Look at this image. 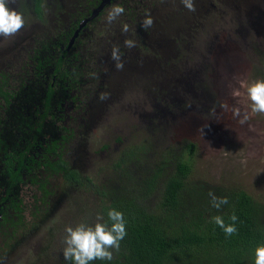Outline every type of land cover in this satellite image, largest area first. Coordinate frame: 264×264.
<instances>
[{"label": "rangeland", "instance_id": "rangeland-1", "mask_svg": "<svg viewBox=\"0 0 264 264\" xmlns=\"http://www.w3.org/2000/svg\"><path fill=\"white\" fill-rule=\"evenodd\" d=\"M244 1L249 8L256 3L264 11V0ZM244 1L232 0L238 8L228 0H194V12L184 8L177 18L179 23H171L170 29L163 30L168 45L173 46L166 48L163 44V48L168 49L166 55L170 56L176 49L175 56L169 60L168 77L171 80L164 83V88L157 95L146 98V103H141L142 94L137 91L134 95L136 103L132 102V95H123L120 103L108 104L107 111H104L106 118L103 120L104 116L99 115L101 122L87 127L82 137L72 141L81 149L80 144L86 142L84 158H88L90 153L95 155L89 159L91 165L81 172L82 176L90 178L88 186L84 189L79 186L78 190L74 188L69 195L67 193L61 208L53 211L30 239L27 238L29 231H21L17 242L0 256V264H31L34 258H37V264L63 263L65 229L74 228L88 219L92 225L96 222L95 215L102 197L95 190L104 187L110 194L121 193L125 188L131 191V185H137L150 176L163 161L164 171L157 175L156 180L160 185L172 170L175 155L183 150L185 142L194 144L191 155L185 152L183 155L190 165L185 182L237 186L254 200L264 203V114L251 112V102L246 94L250 84L264 80V12L260 16L246 9V5L241 4ZM54 2L43 0L41 19L51 14ZM15 3L17 6L13 7ZM171 3L172 0H160L159 4L150 7V15L160 16L163 8L172 9ZM9 7L22 15L25 25L21 30L36 21L33 20L30 0H10ZM106 15H101L96 22H102L101 29L108 32L114 26L104 22ZM91 20L92 17L86 16L82 22ZM122 22L126 23L125 20ZM193 26L197 28L193 38H184L185 47L176 46L172 40L175 34L187 35ZM142 32L144 34L136 37L141 38L146 47L155 46L152 53L156 55L152 58L161 61L162 53L157 51L159 36L149 30ZM135 33L130 29L124 33L121 45L125 47V39ZM152 33L153 37L150 36ZM14 37H0V44L10 42ZM17 43L15 39L9 47L13 49ZM126 49L136 58L149 53ZM153 68L157 69L156 64ZM153 79L157 80L156 76ZM180 99L183 100L178 104ZM221 105H227V108ZM234 108L240 109V116L233 115ZM245 115L248 120L241 124L239 121ZM89 116L90 121L99 118L98 114ZM116 137L119 140H115ZM103 144L107 147L101 149ZM126 152H133L135 156L124 164L131 181L125 176L117 177L113 170V164L120 157H126ZM242 160H246V164H241ZM62 187L66 185L55 183L54 192H57L53 194V202L62 201ZM32 188L25 185L21 191L25 205L23 221L27 225L37 197ZM104 200L108 203L107 198ZM154 200L153 196L149 197L148 204L152 205ZM85 214H89V218ZM48 231L55 233L54 239H48Z\"/></svg>", "mask_w": 264, "mask_h": 264}, {"label": "flooded vegetation", "instance_id": "flooded-vegetation-1", "mask_svg": "<svg viewBox=\"0 0 264 264\" xmlns=\"http://www.w3.org/2000/svg\"><path fill=\"white\" fill-rule=\"evenodd\" d=\"M111 1L105 0L99 7L102 2V0H99L98 4L83 10L84 12L78 13L76 17L67 15L68 17L66 16L64 20L62 18V24L56 23L55 20V14L60 13L61 15L62 11H57V8H53L54 6H51V14L43 16V19L40 20L36 18L33 8V20L36 21L25 27L21 32L19 31L12 41H5V43L0 44V72L4 74V79L7 82L6 88L10 89V94H12L8 103H5L0 96V194L4 195L8 188L5 183L9 178L8 169L14 172L19 171L21 178L25 180L26 170L31 169L33 164L36 165L37 162L39 165L37 175L42 178L41 181H44V189H39L37 185L31 184L27 180L25 182L19 181L17 184L12 182L13 188L11 189L14 192L8 193V200H13L14 203L18 201V207L23 208L21 213L24 214L25 205L21 191L25 185L32 186V189L35 190L37 197L34 198L32 206L39 205L41 213L39 217L34 218V214L30 210V219L33 221L31 224L32 232H36L41 224L49 219L53 211L61 208L60 204L68 197L66 196L67 193L69 195L74 188L78 190L79 186L84 189L89 184L90 178L82 176L81 172L91 165L89 159L95 155L90 153L88 158H84L83 153L87 147L86 142L79 143L81 149L75 146L77 143H72V141L82 137L87 127H93L96 123L101 122L100 118L102 117L99 115L104 116L103 120L106 118L104 114L107 111L108 104L120 103L123 95H132V102L136 103L134 95L137 91L142 94L141 103H146V98L150 99L157 95L162 91V87L164 88V83L171 80L168 77L170 73L166 70L167 64L164 63V66H162L161 63L167 60L168 57H174L175 54L166 55L168 49L163 48L160 39L157 51L159 54L162 53L160 55L161 61L153 60L152 56L156 54L152 51L156 48L152 45H147V48L142 49L133 47L135 51L149 52L136 58L126 47L121 45L124 38V33L119 32L121 16L115 22L109 24L114 26L110 27V31L107 32L105 29H101L103 23L96 22V19L108 13L112 7L110 6ZM228 1L234 4L232 0ZM244 2H241V4L246 5V2ZM234 5L237 6V4ZM108 6L110 7L106 8ZM42 9L43 0H40V16ZM246 9L260 16L264 12L256 3L251 8L246 5ZM86 16L92 17L93 20L87 23L82 22V19ZM57 18L61 21V18ZM27 31L30 34H28L29 38L26 42L21 45L19 43L15 44L13 49L9 47L15 39L19 41L20 38L24 37ZM69 31L70 35L64 55L61 52L63 42H59L60 47L58 50L52 49L51 45H56L59 32L66 34ZM187 36L190 37V34H187ZM63 38L64 35H61V39ZM130 38L140 46L146 44L139 41L140 39L136 35L128 36L126 39ZM85 42H87V45H85ZM113 46H119L124 65L122 70H117L115 61L111 59ZM86 47H89V50ZM166 48H173V46L167 45ZM160 50L163 51L160 52ZM86 52L90 54L89 61L81 62V55H85ZM58 55L64 60L61 59L58 63L56 61L47 64V60L51 62L57 59ZM42 64L45 67H41ZM154 64H156L157 69L153 68ZM82 69L86 73L84 75L86 78L83 77V79L78 74ZM172 74H174L173 71ZM90 75L91 77H89ZM92 76H94V79ZM153 76H156L157 80H154ZM39 79L43 83V88L37 84ZM48 83L53 86L54 92L47 97L45 89ZM19 87L22 90L19 91ZM28 87H36L35 92L28 91ZM101 93H107L108 98L103 101L100 100ZM182 100H178L177 103L180 104ZM12 102L13 105H11ZM23 108V112L26 114L25 121L30 120L26 126L22 124L21 120ZM89 113L98 114L99 118L90 121V116H87ZM16 127L27 128L26 139L25 137L23 139L22 133L15 129ZM11 131L12 134H10ZM106 147L107 144L100 146L101 149ZM45 162L52 164V167L48 174L44 175L40 172L42 168H45ZM49 164L46 166H49ZM60 166L65 167L62 169L74 172L76 179L64 178ZM113 170L116 171L117 177L121 176V171ZM59 181H66L68 184L66 187H62L63 196L60 197L63 199L58 203L53 202V194L57 192H54L55 183L58 182V186H60ZM98 190L100 189L95 190L97 195ZM71 204H73L72 201ZM1 206L0 221H3L2 215L7 212V206L10 205L7 202H2ZM29 232L31 233V231ZM32 236L27 234L28 239ZM38 240H36V243ZM8 250L1 252L0 256L6 254Z\"/></svg>", "mask_w": 264, "mask_h": 264}, {"label": "trees", "instance_id": "trees-1", "mask_svg": "<svg viewBox=\"0 0 264 264\" xmlns=\"http://www.w3.org/2000/svg\"><path fill=\"white\" fill-rule=\"evenodd\" d=\"M39 1L31 0V3L36 18L40 20ZM98 2L99 0H55L54 7H52L57 8V11H62L61 15L60 13L55 14L56 23L62 24L67 15L76 17L78 13H83V10L95 6ZM159 2L160 0H116V2L112 0L110 6L117 4L123 6L125 13L121 15L122 19L119 25H122V20H125L129 24V29L136 31L135 35L139 34L141 36L144 34L142 31L145 30L141 27L142 20L145 18L146 13L150 14V7L159 4ZM172 3V9L169 10V7H166L168 10L163 8L160 16L151 15L154 24L147 30L159 36L158 41L160 37L167 39L163 30L170 29L171 23H179L177 18L185 8L181 6L183 5L181 0H172ZM57 17L61 18V21ZM40 22L42 23V20ZM189 30L190 37L183 33H176V37L172 38L173 43L176 46H185L184 38H193V34L197 29L191 27ZM62 32H59L56 45H51V48L58 50L60 47L59 42H63L61 52L64 55L70 31L66 34ZM153 33L150 36L153 37ZM61 35H64L63 39H61ZM141 40L140 38L139 41ZM85 45H87V42H85ZM136 47L142 49L146 46H140L136 43ZM86 49L89 50V47H86ZM172 53L175 54L176 49ZM58 56L57 59L51 62L47 60V64L56 61L58 63L61 59L64 60L60 55ZM89 56L88 52L85 55L82 54L81 62H88ZM169 60L170 57L161 63L162 66H164V63L167 64L166 70H168V73L170 70L168 69ZM41 67H45V65L42 64ZM0 74V96L5 103H8L12 94H10V89L6 88L7 82L4 79V74L2 72ZM78 74L83 79L86 73L82 69ZM92 78L94 79V76ZM37 84L43 88L40 79ZM35 88L28 87L27 90L32 93L35 92ZM20 89L21 87L18 88L19 91ZM45 91L48 97L54 92L53 86L48 83ZM13 104L12 102L11 105ZM23 111L24 108L22 109L21 120L22 124L26 126L30 120L25 121L26 114ZM15 129L22 133L23 139L24 137L27 138V128L16 127ZM10 134H12V131ZM118 139L119 137L116 138V140ZM102 146H105V144ZM193 148L194 144L192 142L184 143L183 150L175 155L172 170L160 185L159 183L156 184V180L157 175L164 171L165 164L163 161L158 163L150 176L145 177L137 185H131V191L125 188L121 193L110 194L104 187L98 190V195L102 197L101 206L98 207V213L103 217L102 222L110 226L111 221L107 216L109 210L115 209L122 212L126 221L127 235L120 242L119 251L113 250L111 261L96 260L91 264H254L255 249L264 246V203L254 200L237 186L209 185L201 181L185 182L190 165L188 158L183 159V155L187 153L190 156ZM125 156L114 163V168L121 171V176L123 175L131 181V176L125 170L124 164H126V161H131L135 156L133 152H126ZM45 163V168H42L40 172L44 175L48 174L52 167V164ZM47 164L49 166H46ZM38 166L36 162V165L33 164L31 169L26 170L25 180L21 178L19 171L14 172L8 169L9 178L5 181L8 188L4 195L0 194V211L2 210V202H7L10 205L7 206V212L2 215L3 221H0V253L7 251L17 242L16 239L21 231H33L31 227L33 221L31 220L29 225L26 222L24 223L23 214L21 213L23 208L18 207V201H15V203L13 200L9 201L8 193L14 192L11 189L13 188L12 182L17 184L19 181L25 182L27 180L31 184L37 185L39 189H44V181H41L42 178L37 175ZM62 168L65 167L60 166V169ZM63 173L66 179H76L74 172L62 169ZM59 182L65 185L68 184L66 181ZM209 191L214 192L218 197H227L228 204L220 210L213 208L210 203L211 198L208 195ZM151 196L155 199L152 205L148 204V198ZM104 198H107L108 203H105ZM70 206L73 208V204L70 203ZM31 208L34 218L39 217L41 213L40 206L34 205ZM233 214L238 217L236 222L238 231L232 236H226L224 231L211 218L221 215L225 223L230 224L232 223L230 217ZM85 216L89 218V214H85ZM86 221L88 224L91 223L90 219ZM34 232L29 234L32 235ZM47 234L48 239H54V232L48 231ZM36 261L37 258H34L30 263L37 264ZM61 264H70V262L64 259Z\"/></svg>", "mask_w": 264, "mask_h": 264}, {"label": "clouds", "instance_id": "clouds-1", "mask_svg": "<svg viewBox=\"0 0 264 264\" xmlns=\"http://www.w3.org/2000/svg\"><path fill=\"white\" fill-rule=\"evenodd\" d=\"M184 7L191 12H194V0H181ZM10 0H0V37L10 38L16 35L25 25L22 15L16 10L9 7ZM125 13L123 6L117 4L110 8L107 13L106 21L111 24L115 22L121 15ZM154 20L150 14L145 15L141 22V27L147 30L152 27ZM121 31L127 33L129 25L122 24ZM124 46L126 48L136 47V42L132 39H125ZM119 46H113L111 59L115 61L117 70H122L124 65L121 59ZM248 100L251 102V112L254 114H264V80H257L250 84L246 89ZM108 98L107 93H101L100 100ZM227 108V105H221ZM234 116H240V109H233ZM248 120L245 115L239 122L244 124ZM241 164H246V160H242ZM210 203L213 208L220 210L224 205L228 204L227 197H218L214 192L209 191ZM111 224L101 222L103 217L97 214L94 225L87 222H81L76 227H67L64 236L63 256L70 264H91L96 260L113 259V250L119 251L120 242L127 235L126 221L122 212L111 209L107 213ZM212 221L220 227L226 236H232L237 233L236 222L238 217L233 214L230 217L232 223L226 224L221 215L213 216ZM254 264H264V246H259L255 249Z\"/></svg>", "mask_w": 264, "mask_h": 264}, {"label": "water", "instance_id": "water-1", "mask_svg": "<svg viewBox=\"0 0 264 264\" xmlns=\"http://www.w3.org/2000/svg\"><path fill=\"white\" fill-rule=\"evenodd\" d=\"M104 1L105 0H102V2L100 3V5H99V7L104 3ZM17 6V3H15L14 5H13V7H16ZM28 34H30L29 33V31H27L26 33H25V36L24 37H22V38H20L19 39V44L21 45L22 43H24V42H26L27 40H28ZM167 40V39H166ZM163 37H160V41L164 44V46L166 47L167 45H168V41H166ZM91 113H89V114H87V116H89Z\"/></svg>", "mask_w": 264, "mask_h": 264}]
</instances>
